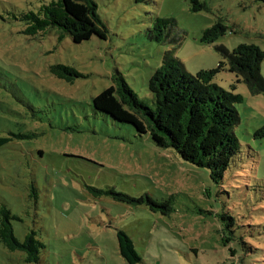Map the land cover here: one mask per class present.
<instances>
[{"label": "rangeland", "instance_id": "obj_1", "mask_svg": "<svg viewBox=\"0 0 264 264\" xmlns=\"http://www.w3.org/2000/svg\"><path fill=\"white\" fill-rule=\"evenodd\" d=\"M51 1L0 0V137L8 138L0 146V204L17 216L11 223L19 241L32 232L43 244L37 261L25 262L22 251L0 243V264H128L116 229L132 239L136 264H264V133L254 136L264 131L263 93L235 84L243 97L234 128L240 152L218 181L92 105L118 71L153 107L148 80L171 48L191 74L224 59L220 46L255 44L264 53V2L204 0L207 9L192 12L187 0H94L104 39L24 34L21 16ZM156 17L173 20L166 32L177 44L151 38ZM218 19L230 29L201 41ZM58 64L81 76L56 77ZM234 79L223 71L214 82L231 90ZM106 191L147 195L169 211Z\"/></svg>", "mask_w": 264, "mask_h": 264}, {"label": "trees", "instance_id": "obj_2", "mask_svg": "<svg viewBox=\"0 0 264 264\" xmlns=\"http://www.w3.org/2000/svg\"><path fill=\"white\" fill-rule=\"evenodd\" d=\"M264 2V0H254ZM192 12L206 10L204 0H187ZM25 23L23 30L28 36L43 35L54 30L61 39L69 35L75 43L90 39L93 35L104 39L106 29L98 14L94 0H54L41 4L37 11H28L21 16ZM171 18L156 17L151 38L161 42L168 39L166 32ZM230 29L218 19L204 30L201 41L213 43ZM173 45L174 38L168 39ZM174 48L164 52L161 64L148 80V90L153 107H148L125 82L122 74L112 75V84L92 99L94 110L108 115L113 120L133 126L137 134L147 136L154 146L170 148L186 162L209 170L212 180L218 181L230 168L232 159L240 152V144L234 132L239 122L236 104L243 101L241 94L233 92L236 83H243L248 92L264 94V78L260 64L264 53L255 44L240 43L232 51L224 46L217 49L224 59L210 69H201L195 74L186 71L180 60L174 56ZM53 74L66 81L81 76L74 68L63 64L51 67ZM234 74L231 90H226L214 82L220 72ZM264 131H255L254 136H262ZM8 141L0 137V146ZM101 193L97 189H91ZM113 199L125 203L147 204L150 210H162L163 203L147 195L134 199L126 195L106 191ZM165 210V211H164ZM17 219L6 204H0V243L9 251L20 250L25 262L38 259L43 244L33 233L26 234L19 241L12 228L11 220ZM222 220L229 216L221 215ZM118 252L128 264L140 261L132 239L121 229H116Z\"/></svg>", "mask_w": 264, "mask_h": 264}]
</instances>
